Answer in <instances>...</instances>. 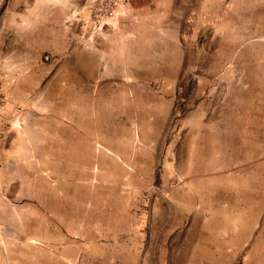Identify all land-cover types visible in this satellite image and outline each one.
Segmentation results:
<instances>
[{
    "label": "rangeland",
    "instance_id": "1",
    "mask_svg": "<svg viewBox=\"0 0 264 264\" xmlns=\"http://www.w3.org/2000/svg\"><path fill=\"white\" fill-rule=\"evenodd\" d=\"M242 1L4 0L0 264H264V166L252 158L249 178L230 167V205L217 206L230 219L215 223L230 224V248L214 252L198 235L216 231L215 206L190 201L219 182L184 156L197 105L262 100L264 0ZM106 47L115 61L92 76L84 49ZM121 90L128 100L113 101Z\"/></svg>",
    "mask_w": 264,
    "mask_h": 264
},
{
    "label": "crops",
    "instance_id": "2",
    "mask_svg": "<svg viewBox=\"0 0 264 264\" xmlns=\"http://www.w3.org/2000/svg\"><path fill=\"white\" fill-rule=\"evenodd\" d=\"M242 2L247 4L260 3L259 1L251 2L250 0H245ZM233 5L234 3L230 4V19L234 18ZM6 6L7 5H4V0H0V12L4 8H6ZM222 22H225L226 24H228V26H230V20H222L221 23ZM131 41H133V39H131ZM122 46L123 42H120L119 50L121 51V54L127 55L129 53L128 48ZM117 49L116 47H106L105 49L102 48L98 49V51L94 50L93 52H91V50L90 52L89 50L87 52V50L84 49V58L86 59L88 56H90L88 59L90 61L89 65L91 66V71L89 72L93 71V74H91L92 76L94 75V73H96L95 70L97 66H101L102 60L115 61V57H113V55L118 51ZM134 51H136V48H134ZM103 67L106 68H103L102 74L106 77L112 76L113 70H111L109 66H107V64H104ZM89 72L88 74L90 75ZM178 78L179 75H177V78L174 82H176ZM20 84L21 82H19V85ZM102 87L106 89L109 88L107 86ZM59 89L61 90L62 87H59ZM69 89L70 87H66V94L72 92ZM92 91L93 90H91V92ZM103 91L105 90L99 89V92ZM262 91L256 90V92H254L256 94H259V97L262 99L260 102L258 101L254 105H250L249 102L246 104H242V100H239V102L236 103L234 101H230L231 99L229 97L225 104H217L218 106L216 108L211 107L210 112H208L209 109H206V107H204L203 105H197L194 109L195 114L191 116V118L186 120V123L192 129L194 128L193 130L195 131L192 135H190V142H188L187 140L184 145L185 159L188 161V166H193V170L190 168L189 171L194 172V175L196 174L195 178L199 179L202 182H205L204 174L207 173L213 174L211 179H213V181L214 179H216V181L219 182L216 185L212 186L214 187V193H212L213 195L209 196L205 200V202H203L202 186H199L198 189L196 188V197L193 199L194 202L190 201L194 206L196 204H198L199 206H202L204 204L215 206L210 209L207 214L208 217H206L205 220H210L214 224L212 228L216 229V231H211L210 238L206 233H201V231L198 235V243L200 242V245H210V251H213V247L214 252L222 250L221 247L226 246L227 248H230V224L226 226L227 231L223 234L222 232H220L221 230H219V226L215 225V223L221 220L220 216H225L226 219H230V213H227V207L226 209L220 208V210L217 208V206L220 207V205H230V191H226V189L230 190V184L228 183L235 180L230 167L237 166L239 168L241 172L239 174L240 178L243 176L242 174L245 175V173L249 178L251 176L250 163L252 161V158H256L254 159L256 162L255 165H257L258 167L264 166V88ZM115 92L116 91H114V93ZM121 92L123 93L122 90L118 91L115 95H113V93L110 96L111 99L113 101L128 100L126 96L122 95ZM17 93H23L22 96H24L26 94V91L22 89V92H20L18 91V88L15 87V89L10 92V96L14 99V102L18 101L16 97ZM66 94L65 98L67 102L69 99L74 98L73 95L70 96ZM99 98L104 100L106 104L107 99L105 96H99ZM257 98L258 96H256V99ZM11 103L12 100L9 103L10 106L12 105ZM68 134L70 135L67 136V140H75L74 131L71 132V130L69 129ZM5 143L6 139L4 140L3 144ZM184 171L187 172L186 169ZM215 174L217 175L215 176ZM223 181H228V183L224 184L222 183ZM2 183L3 185H5L4 180L2 181ZM221 191H226V193L224 192V195H219L223 193ZM145 226L148 229V220L146 224L145 222L139 220L136 225V229H138L136 230V233H134V236L137 239L140 238L144 240L146 238L144 232H141V230L144 229ZM201 227L207 229L208 226L205 223H202ZM220 235L227 236L228 239L223 238V236H221L220 238Z\"/></svg>",
    "mask_w": 264,
    "mask_h": 264
},
{
    "label": "built area",
    "instance_id": "3",
    "mask_svg": "<svg viewBox=\"0 0 264 264\" xmlns=\"http://www.w3.org/2000/svg\"><path fill=\"white\" fill-rule=\"evenodd\" d=\"M0 95H1V90H0Z\"/></svg>",
    "mask_w": 264,
    "mask_h": 264
}]
</instances>
